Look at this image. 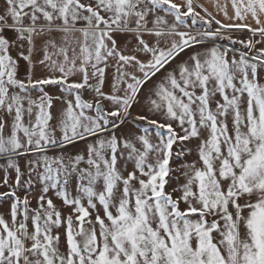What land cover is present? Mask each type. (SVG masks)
I'll return each instance as SVG.
<instances>
[{
	"label": "snow or ice",
	"instance_id": "1",
	"mask_svg": "<svg viewBox=\"0 0 264 264\" xmlns=\"http://www.w3.org/2000/svg\"><path fill=\"white\" fill-rule=\"evenodd\" d=\"M215 8L0 0V264H264V0Z\"/></svg>",
	"mask_w": 264,
	"mask_h": 264
},
{
	"label": "rangeland",
	"instance_id": "2",
	"mask_svg": "<svg viewBox=\"0 0 264 264\" xmlns=\"http://www.w3.org/2000/svg\"><path fill=\"white\" fill-rule=\"evenodd\" d=\"M197 11H200V10L197 8ZM201 14L203 15L202 12H201ZM213 27H215V25H213ZM232 35L234 37L235 36H241L242 38H246L248 33L247 32H244V33H233ZM236 47H240V46L237 45ZM257 47H259V45H257ZM105 90H107V89H105ZM53 91H55V89H53ZM85 97L86 98H90L89 94H87V93L85 94ZM186 143H188V142H186ZM195 143H196L195 141L190 142V143H188V146H194ZM178 147H179L178 145H174V150H176ZM194 158H195V153H193L190 156H185L183 158V160L174 158V160L172 161L171 166L175 170L174 173H172V175L179 177V183L180 184L184 183V178L181 175V172L183 171V169L179 168V165L184 163V162H186V161L190 162ZM173 186H177V183L175 181H173ZM168 190L170 191L171 189H168ZM34 203L35 202L33 201V204ZM7 211H8V205L6 203H0V212L7 213Z\"/></svg>",
	"mask_w": 264,
	"mask_h": 264
},
{
	"label": "crops",
	"instance_id": "3",
	"mask_svg": "<svg viewBox=\"0 0 264 264\" xmlns=\"http://www.w3.org/2000/svg\"><path fill=\"white\" fill-rule=\"evenodd\" d=\"M221 3L224 2V0H220ZM198 3L203 5L204 8H206L209 12H212L213 15H216V8H215V3H216V0H198ZM200 11L201 9L198 8ZM229 12L231 13V7L229 5ZM203 13V12H202ZM217 18H221L220 16H217ZM39 74V73H37Z\"/></svg>",
	"mask_w": 264,
	"mask_h": 264
}]
</instances>
